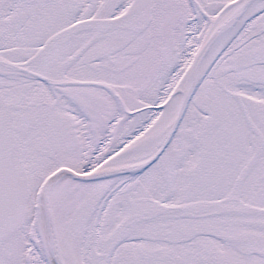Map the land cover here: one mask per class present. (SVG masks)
<instances>
[{
  "label": "snow or ice",
  "instance_id": "6c2138e0",
  "mask_svg": "<svg viewBox=\"0 0 264 264\" xmlns=\"http://www.w3.org/2000/svg\"><path fill=\"white\" fill-rule=\"evenodd\" d=\"M0 264H264V0H0Z\"/></svg>",
  "mask_w": 264,
  "mask_h": 264
}]
</instances>
